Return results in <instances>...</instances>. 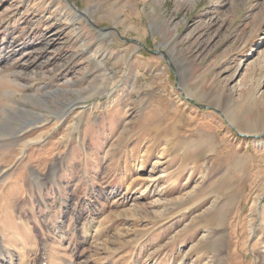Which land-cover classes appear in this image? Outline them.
Segmentation results:
<instances>
[{
    "label": "rangeland",
    "instance_id": "rangeland-1",
    "mask_svg": "<svg viewBox=\"0 0 264 264\" xmlns=\"http://www.w3.org/2000/svg\"><path fill=\"white\" fill-rule=\"evenodd\" d=\"M0 173V264H264V0H0Z\"/></svg>",
    "mask_w": 264,
    "mask_h": 264
},
{
    "label": "bare ground",
    "instance_id": "bare-ground-1",
    "mask_svg": "<svg viewBox=\"0 0 264 264\" xmlns=\"http://www.w3.org/2000/svg\"><path fill=\"white\" fill-rule=\"evenodd\" d=\"M115 88V87H114ZM112 91V90H111ZM190 93L188 92V93H186V95L187 96H190L189 95ZM72 107H73V105L70 107L69 106V109H68V113L70 114L72 111H73V109H72ZM228 119V118H227ZM229 120V119H228ZM229 122H230V124L231 125H233L234 126V124L229 120ZM169 124V123H168ZM166 125V124H165ZM235 127V126H234ZM176 128H177V126H176ZM175 128V126H173V124H170V127H169V133L171 134L170 136H171V138H174V140L176 141V144L178 145V146H180V147H182V148H189V147H191L190 146V143L189 142H184V141H182V140H179V133H178V131L179 130H177ZM166 130V129H165ZM181 134V133H180ZM169 136V135H168ZM205 141V143H207L208 145H211V141L209 140H204ZM197 143H200V141L199 142H197ZM193 144V143H192ZM191 144V145H192ZM202 144H203V142H202ZM177 171V170H176ZM3 178V173H0V180ZM222 240H223V238H222V236H220V238H219V244H220V246H221V244H222Z\"/></svg>",
    "mask_w": 264,
    "mask_h": 264
},
{
    "label": "water",
    "instance_id": "water-1",
    "mask_svg": "<svg viewBox=\"0 0 264 264\" xmlns=\"http://www.w3.org/2000/svg\"><path fill=\"white\" fill-rule=\"evenodd\" d=\"M98 30H100V31H105L104 29H101V28H97Z\"/></svg>",
    "mask_w": 264,
    "mask_h": 264
}]
</instances>
